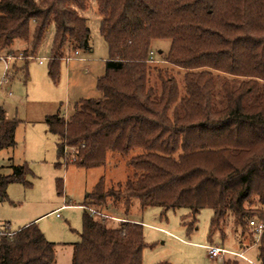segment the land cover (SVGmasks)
<instances>
[{"label": "trees", "instance_id": "obj_1", "mask_svg": "<svg viewBox=\"0 0 264 264\" xmlns=\"http://www.w3.org/2000/svg\"><path fill=\"white\" fill-rule=\"evenodd\" d=\"M97 5L109 48L97 83L102 98L81 100L68 119L48 118V128L57 136L59 158L78 168L105 167L109 153H142L129 159L133 172L124 184L107 188L102 178L81 205L90 213L83 216L72 264H143L144 226L126 218L110 226L105 213L118 212L119 205L128 213L136 201L142 208L189 210L190 232L196 216L211 209V236L232 223L240 237L248 231L254 237L250 223L264 224V0ZM87 9L88 0H0V53L16 58L23 43L28 61L55 26L49 76L57 81L68 49L91 51V30L81 14ZM157 41L171 42L167 54L158 55L185 72L184 94L174 77L161 78L159 92L149 85ZM17 126L0 107V151L16 146ZM11 168L12 175L0 173V200L26 172L25 166ZM259 243L257 264H264V232ZM0 264H57L56 244L36 224L11 237L4 233Z\"/></svg>", "mask_w": 264, "mask_h": 264}, {"label": "rangeland", "instance_id": "obj_2", "mask_svg": "<svg viewBox=\"0 0 264 264\" xmlns=\"http://www.w3.org/2000/svg\"><path fill=\"white\" fill-rule=\"evenodd\" d=\"M81 14L91 30V51L76 54L68 49L57 81L49 76L55 26L50 27L37 53L28 61L23 50L15 54L16 58H6L8 62L0 59V107L8 120L18 122L16 146L0 151V173L9 176L13 165L26 167L23 179L9 184L6 197L0 200V227L17 232L36 224L46 239L56 244L57 264H72L74 245L82 242L83 216L90 209L81 205L87 204L88 195L102 178L107 188L124 184L133 172L129 159L142 153L140 149L129 156L109 153L107 165L94 169L78 168L58 156V139L49 131L48 118L60 115L68 119L81 100L101 99L97 83L105 75L109 59V48L101 35L103 16L97 0H88V9ZM170 45V41L155 42L151 50L153 61L148 62L149 85L159 92L160 79L174 77L184 94L185 72L166 63V55H158L160 51L167 54ZM21 46L27 47L23 43ZM108 201L112 206V200ZM118 208L116 213L105 212L112 216L108 219L110 226L124 218L144 226L143 264H223L227 259L257 264L260 239L250 231L240 237L232 223L211 236V209L196 216L197 223L190 232L194 219L187 209L142 208L137 201L128 213L123 205ZM207 246L220 247L228 254L222 259H211Z\"/></svg>", "mask_w": 264, "mask_h": 264}, {"label": "built area", "instance_id": "obj_3", "mask_svg": "<svg viewBox=\"0 0 264 264\" xmlns=\"http://www.w3.org/2000/svg\"><path fill=\"white\" fill-rule=\"evenodd\" d=\"M76 54H78V52H76ZM153 56H154V52L151 51V53H150V60L149 61H153ZM0 59H4V58L0 56ZM1 84H3V83H1ZM250 226L253 229V232H254L255 236H257L260 239L261 236H262V234H263V232H264V224H261V223L258 224L257 222H251L250 223ZM4 233H6L7 235H9L11 237V236L14 235L15 232H12L9 229V227H7V226L0 227V238H1V236ZM207 250H208V255H209V257L211 259H222L224 255L228 254L227 251H225L224 249H222L220 247H216V246H207ZM239 257H241L242 259H244L243 258V255H239Z\"/></svg>", "mask_w": 264, "mask_h": 264}, {"label": "crops", "instance_id": "obj_4", "mask_svg": "<svg viewBox=\"0 0 264 264\" xmlns=\"http://www.w3.org/2000/svg\"><path fill=\"white\" fill-rule=\"evenodd\" d=\"M20 46V45H19ZM25 46L23 47V46H20V47H18V49L20 50V51H22V50H25ZM20 53H22V52H20ZM3 57H5L3 60L4 61H6V62H8V59L6 60V58H9V57H6V55H5V53H3ZM10 59V58H9ZM2 60V59H1ZM40 64H43V61H40Z\"/></svg>", "mask_w": 264, "mask_h": 264}]
</instances>
